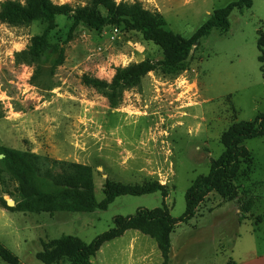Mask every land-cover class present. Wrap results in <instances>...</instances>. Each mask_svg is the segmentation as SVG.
<instances>
[{"label":"rangeland","instance_id":"obj_1","mask_svg":"<svg viewBox=\"0 0 264 264\" xmlns=\"http://www.w3.org/2000/svg\"><path fill=\"white\" fill-rule=\"evenodd\" d=\"M51 1L71 8L69 15L55 17L56 27L49 35L51 43L63 48V59L52 68L58 54L52 50L36 78L35 67L17 63L15 53L40 35L45 23L12 26L0 21V144L89 165L98 201L104 197L105 180L131 185L158 181L167 189L170 215L180 217L187 188L197 176L207 175L224 151L222 133L233 122L264 114V74L257 45L264 33V0H252L242 12L232 10L227 31L213 29L177 68L158 65L138 87L125 91L115 107L83 77L110 81L116 67L144 59L160 63L162 50L122 24L100 30L75 25L72 15L91 7V0ZM135 1L161 15L166 31L189 38L214 10L236 0L115 3ZM97 10L106 14L102 7ZM242 145L249 155L241 160L228 195L208 193L191 219L174 226L168 264H264V135L245 139ZM15 189L0 163V197L15 201ZM249 199L251 210L244 213L240 208ZM162 200L159 192L122 195L92 217L61 212L71 222L51 229L49 238L77 234L90 242L113 226L114 216L133 214L140 207L153 209ZM1 208L7 210L0 205V241L18 257V264H43L35 257L43 234L33 222L39 223L46 214ZM137 239L154 242L146 235ZM0 264L7 263L0 259Z\"/></svg>","mask_w":264,"mask_h":264},{"label":"trees","instance_id":"obj_2","mask_svg":"<svg viewBox=\"0 0 264 264\" xmlns=\"http://www.w3.org/2000/svg\"><path fill=\"white\" fill-rule=\"evenodd\" d=\"M252 0H236L225 7L213 11L212 15L189 37H181L164 29L165 21L159 14L143 9L140 2L132 4L115 3V0H91V7H83L72 15L74 24L84 23L94 30L104 25H123L127 31H136L142 38L152 41L163 52L160 63L149 59L131 62L126 66L115 68L110 81L84 76L83 82L99 91L111 107L117 106L125 91L138 87L142 79L155 70L158 65L168 68L179 67L187 58L196 41L209 35L213 29L227 31L228 17L232 10L242 12L249 9ZM102 7L105 15L97 10ZM68 4H54L51 0H4L0 3V21L12 26L29 24L32 21L45 23L43 32L34 36L27 47L15 53V61L34 66L33 78L40 74L41 64L52 50H58L52 61V68L61 64L63 48L50 42V32L56 27L57 15H69ZM261 71L264 74V33L257 40ZM3 117L0 103V118ZM264 135V114L257 115L250 121L233 122L221 135L224 147L221 155L211 163L207 175L197 176L185 192V210L178 218H173L165 203L167 189L158 181L142 185H131L105 180L102 184L104 197L97 201L94 194L93 169L86 164L53 160L31 151L19 150L0 144V163L10 178L16 183L14 206H8L0 197V205L7 210L22 212H91L105 210L118 196H140L159 192L162 196L161 206L153 209L137 208L130 215H116L113 226L100 233L89 243L77 236L62 235L52 239L36 253L35 257L43 264H92L100 245L109 239L121 235L126 229H137L154 238L161 251L163 262L168 264L171 238L174 226L187 222L197 210L199 203L210 192L217 191L227 196L230 182L239 171L241 160L249 155L242 145L245 139ZM58 169V170H57ZM253 201L247 200L241 211L251 210ZM261 221V217L257 218ZM0 259L7 264H18V257L0 241Z\"/></svg>","mask_w":264,"mask_h":264},{"label":"crops","instance_id":"obj_3","mask_svg":"<svg viewBox=\"0 0 264 264\" xmlns=\"http://www.w3.org/2000/svg\"><path fill=\"white\" fill-rule=\"evenodd\" d=\"M93 181H94V179H93ZM94 188H95V185H94ZM118 197H116V198H118ZM116 198L111 203H114ZM2 210H4V209H2ZM4 211L22 212V211H11V210H4ZM98 211H102V210L96 209V210L91 211V212L55 211V212H51V213H49V212H39V213L22 212V213H29V214L43 213V214H46L45 216L40 218L39 223H37L36 221L33 222L35 226H39V228L41 229L42 234H43V237L38 238V242H39V245L41 246V250H42L43 246L46 243H48L50 240L59 238L62 235H71V234H61L60 236H58L56 238H49V234H50L51 229L56 228L61 223L71 222L70 216H68L67 214H60L61 212L81 213L83 215L86 214V215H90V217H92ZM123 216H126V215H123ZM72 221H73V219H72ZM77 223L79 226H81V224L83 223V218H79L77 220ZM31 227H32V225H30V228ZM143 235H146V234L140 232L137 229H131V228L126 229L121 235L104 241L100 245L99 249L96 251L95 255H93L91 257V263L92 264H162L163 257H162L161 251L157 245V242L155 241L154 238L150 237L149 235H146V236L152 238L154 242L139 241L137 239V237H139V236L143 237ZM72 236H77L82 241H84L77 234H72ZM86 243H89V242H86Z\"/></svg>","mask_w":264,"mask_h":264},{"label":"water","instance_id":"obj_4","mask_svg":"<svg viewBox=\"0 0 264 264\" xmlns=\"http://www.w3.org/2000/svg\"><path fill=\"white\" fill-rule=\"evenodd\" d=\"M198 41H196L195 43H197ZM2 157V155H0V158ZM6 204L8 205V206H14L15 205V202L12 200V199H8V198H6Z\"/></svg>","mask_w":264,"mask_h":264},{"label":"built area","instance_id":"obj_5","mask_svg":"<svg viewBox=\"0 0 264 264\" xmlns=\"http://www.w3.org/2000/svg\"><path fill=\"white\" fill-rule=\"evenodd\" d=\"M116 30V29H115Z\"/></svg>","mask_w":264,"mask_h":264}]
</instances>
